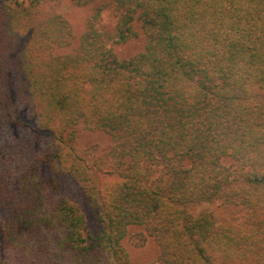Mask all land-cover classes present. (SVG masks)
Returning a JSON list of instances; mask_svg holds the SVG:
<instances>
[{
    "label": "trees",
    "instance_id": "1",
    "mask_svg": "<svg viewBox=\"0 0 264 264\" xmlns=\"http://www.w3.org/2000/svg\"><path fill=\"white\" fill-rule=\"evenodd\" d=\"M72 2L92 10L60 53L62 0H0V264H130L131 228L148 264H264V0Z\"/></svg>",
    "mask_w": 264,
    "mask_h": 264
},
{
    "label": "rangeland",
    "instance_id": "2",
    "mask_svg": "<svg viewBox=\"0 0 264 264\" xmlns=\"http://www.w3.org/2000/svg\"><path fill=\"white\" fill-rule=\"evenodd\" d=\"M62 7L59 9L60 13L68 19L71 24L73 32V40L69 47L59 50L60 53L70 52L73 50L78 42L79 37L84 32L85 21L89 16L92 7H78L75 6L72 0H62ZM105 22L112 24L113 20L111 12L106 11L103 14ZM144 43L141 39L129 41L126 44L115 46L114 51L121 58H129L143 50ZM79 143L81 146L97 145L99 149L106 150L111 142L107 135L103 133H91L88 131H81L79 136ZM41 178L54 177L58 184L59 196L63 199L76 205L86 218V231L93 232L95 224L90 213L89 206L82 196L80 185L71 176L68 175H52L46 166H41L39 169ZM206 210H212L220 219L229 217L231 210L224 208L219 202H214ZM140 228H131L129 235L123 241V246L129 254L130 264H148L157 260L159 256V248L152 239H148L142 246H138L136 233L141 232Z\"/></svg>",
    "mask_w": 264,
    "mask_h": 264
}]
</instances>
